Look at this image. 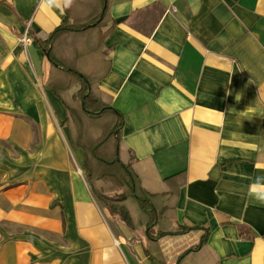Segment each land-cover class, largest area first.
<instances>
[{
  "label": "crops",
  "instance_id": "obj_1",
  "mask_svg": "<svg viewBox=\"0 0 264 264\" xmlns=\"http://www.w3.org/2000/svg\"><path fill=\"white\" fill-rule=\"evenodd\" d=\"M101 8L0 0V264H155L143 231L94 194L67 110L45 88L71 75L36 38L67 9L80 23ZM109 24L77 45L76 66L124 115L120 157L147 190L184 173L177 221L211 235L181 264H264V203L249 195L257 177L264 184V0H112ZM83 122L77 141L103 134L102 122ZM200 237H165L154 254L175 264Z\"/></svg>",
  "mask_w": 264,
  "mask_h": 264
},
{
  "label": "trees",
  "instance_id": "obj_2",
  "mask_svg": "<svg viewBox=\"0 0 264 264\" xmlns=\"http://www.w3.org/2000/svg\"><path fill=\"white\" fill-rule=\"evenodd\" d=\"M100 14L77 23L67 9L65 20L46 38H36L44 55L53 68L66 69L70 77L61 78L56 84L52 79L45 88L61 100L67 110V125L73 144L85 152V172L88 182L99 200L110 214L133 233L143 231L149 242L145 253L153 263L165 264L159 260L155 250H160L159 242L165 237L182 236L193 231L201 233L200 241L183 251L175 264L192 252L206 246L211 235L210 228L194 226L177 221L179 191L184 184V173L163 179L165 191L155 193L143 186L140 174L130 162L120 157L124 115L113 106L111 95L101 90L97 82L89 80L76 66L77 45L94 26H110L112 0H101ZM29 38L32 32L28 33ZM75 92L70 94L73 89ZM88 117L101 123L103 134L88 142L74 138V132L84 137L83 118ZM86 136V135H85Z\"/></svg>",
  "mask_w": 264,
  "mask_h": 264
},
{
  "label": "clouds",
  "instance_id": "obj_3",
  "mask_svg": "<svg viewBox=\"0 0 264 264\" xmlns=\"http://www.w3.org/2000/svg\"><path fill=\"white\" fill-rule=\"evenodd\" d=\"M237 101L240 100L239 95L236 97ZM261 177L256 178V182L250 185L249 187V195L254 197L261 203H264V184L260 183Z\"/></svg>",
  "mask_w": 264,
  "mask_h": 264
},
{
  "label": "rangeland",
  "instance_id": "obj_4",
  "mask_svg": "<svg viewBox=\"0 0 264 264\" xmlns=\"http://www.w3.org/2000/svg\"><path fill=\"white\" fill-rule=\"evenodd\" d=\"M193 242L192 238L189 239H184L183 243H181V249H186L189 247V245H191V243Z\"/></svg>",
  "mask_w": 264,
  "mask_h": 264
}]
</instances>
